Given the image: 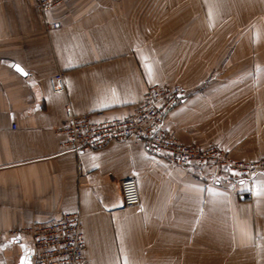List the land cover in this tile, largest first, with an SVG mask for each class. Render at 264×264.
Returning a JSON list of instances; mask_svg holds the SVG:
<instances>
[{"label": "crops", "instance_id": "1", "mask_svg": "<svg viewBox=\"0 0 264 264\" xmlns=\"http://www.w3.org/2000/svg\"><path fill=\"white\" fill-rule=\"evenodd\" d=\"M48 17L61 27L35 0H0V264H31L12 231L66 213L81 215L89 264H264V175L174 167L133 136L77 154L58 131L68 104L120 117L173 83L188 92L166 118L179 141L263 157L264 0H68Z\"/></svg>", "mask_w": 264, "mask_h": 264}, {"label": "built area", "instance_id": "2", "mask_svg": "<svg viewBox=\"0 0 264 264\" xmlns=\"http://www.w3.org/2000/svg\"><path fill=\"white\" fill-rule=\"evenodd\" d=\"M66 1L35 0V9L47 29L61 27V22L49 19L48 12ZM48 81L53 93H66L63 73H54ZM186 95L185 89L177 84H153L144 91L142 100L131 113L111 118L103 117L99 111L75 113L68 104L65 107L67 121L58 131L66 136L64 146L77 154L101 149L113 141L133 136L143 142L147 152L166 156L174 167L225 170L234 176L244 177L250 183L258 175H264V156L256 161H242L230 157L216 145L199 147L177 139L167 128L166 118ZM120 193L124 209H133L139 204L134 178L121 180ZM239 198L244 202L252 201L253 192L241 193ZM12 235L32 242L31 264H89L85 259L86 245L78 213H66L57 221L12 231Z\"/></svg>", "mask_w": 264, "mask_h": 264}, {"label": "rangeland", "instance_id": "3", "mask_svg": "<svg viewBox=\"0 0 264 264\" xmlns=\"http://www.w3.org/2000/svg\"><path fill=\"white\" fill-rule=\"evenodd\" d=\"M171 84H173V83H171ZM177 85H179V84H177ZM180 86V85H179ZM185 89V88H184ZM185 91H186V94H188V92H187V89H185ZM213 145H215V144H213ZM196 146V145H195ZM217 146V145H216ZM200 147V146H199ZM224 150V149H223ZM230 157H233V156H231V155H229ZM233 158H235V157H233ZM236 159H239V158H236ZM242 161H243V159H242Z\"/></svg>", "mask_w": 264, "mask_h": 264}]
</instances>
